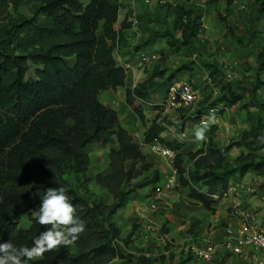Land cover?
Segmentation results:
<instances>
[{
    "label": "trees",
    "instance_id": "1",
    "mask_svg": "<svg viewBox=\"0 0 264 264\" xmlns=\"http://www.w3.org/2000/svg\"><path fill=\"white\" fill-rule=\"evenodd\" d=\"M233 2L227 0L228 7ZM32 3L31 15L20 12ZM121 9L122 0H0V243L33 246L39 233L47 230L32 217L41 204L36 193L50 187L66 189L75 216L85 223V231L73 245L27 264H115L116 259L123 262L127 257L131 258L127 264L134 262L120 245L123 237L116 217L136 192L152 184L155 188L160 173L152 170L142 147L121 125L118 111L104 105L100 95L126 88V103L144 124L142 101L150 100L159 87L167 92L176 82V73L167 76L162 69L167 57L162 55L149 77L135 88L128 86L126 70L114 56L118 44L123 48L128 43L131 29L129 18L116 29ZM199 17L187 4H177L173 32L164 35L170 36L169 45L177 46L179 35L183 46L191 44ZM146 49L150 40L135 48ZM257 64L258 71L264 72V45L257 53ZM192 68L184 65L178 72ZM257 80L264 85L259 76ZM258 89L250 91L251 96ZM221 92L217 103L225 107L243 100L234 95L231 83ZM259 106L258 113H248V121L256 124L223 150L215 126L208 133L207 148L194 153H185L182 143L165 142L161 112L147 128L144 143L160 141L177 151L178 186L189 188L193 201L215 213L219 200L213 196L219 194L221 199L236 176L256 174L262 179L259 191L264 195V144L257 139L264 135V103ZM203 114L199 111L194 120ZM94 143L103 149L113 146L108 174L90 172L88 150ZM234 148L246 152L231 161L229 152ZM186 157L193 162L190 171L184 167ZM150 171L152 179L140 180ZM91 185L102 195L96 196Z\"/></svg>",
    "mask_w": 264,
    "mask_h": 264
},
{
    "label": "rangeland",
    "instance_id": "2",
    "mask_svg": "<svg viewBox=\"0 0 264 264\" xmlns=\"http://www.w3.org/2000/svg\"><path fill=\"white\" fill-rule=\"evenodd\" d=\"M167 1V5L154 3L151 7L142 5L140 10H137L141 32L138 43L150 40V49L143 52L156 56L154 64L147 68L149 73L144 72L147 75L145 78L151 75L153 67L158 64L160 57L165 55L167 61L162 69L166 71L167 76L176 73L175 81L193 82L202 98L200 103L192 110H188L184 116L180 113L178 117L179 113H174L169 120L171 126L177 131H186L193 138V141L183 144L184 152L194 153L208 145L209 141L206 142V140L200 143L195 142L194 130L202 118L194 120V115L199 111L205 113L203 116L207 115L212 108L217 109L216 117L220 120L221 128L213 119H209L208 128L210 129L206 130V139H210L208 133L211 128L217 127L216 141L223 150L231 143L238 141L244 130L256 124V121L255 123L248 122V113L256 114L260 110V104L257 103L264 95V85L259 86L257 78L259 76L264 84V72L258 71L257 53L264 45V0H234L230 7L227 5V0H208L204 5L200 4V0ZM177 4L190 6L195 16H200L199 26L191 44L183 46L181 44L183 39L179 35L177 46L171 47L169 45L170 36L165 37L164 35L173 32L174 9ZM33 5L32 3L21 8L20 12L31 15ZM129 47L128 43H124V49H129ZM130 62L138 68L134 55L130 58ZM225 62L237 64V76L232 82H227L222 74L221 65ZM184 65H192L193 68L178 72ZM31 76H33V70L29 74V77ZM142 80L143 78L136 79L137 84ZM133 83L134 77L127 75L128 86H132ZM160 83L163 84V81ZM228 83H231L234 95L243 99L236 106L225 107L224 103H217L222 96L221 88ZM256 87L259 89L254 96H251L249 92ZM153 93L150 100L142 102L146 116L144 124L127 105L126 88L103 92L100 95V101L118 111L121 125L142 147L147 161L154 166L152 170L160 173V182L163 183L169 176L171 168L162 157L151 153L144 143L147 128L160 112H164L162 109L156 111L154 107L162 108L166 100V88L159 87ZM112 147L109 145L103 149L98 143L90 146L88 150L92 159L90 172H101L102 174L107 172L109 169L108 154ZM244 152L246 150L243 148H234L229 152V159L233 161ZM184 167L186 171L193 168V162L188 157L185 158ZM151 172L145 173L140 180L152 179ZM261 182L262 179L254 173H249L244 178L234 177L230 186L240 185L242 187L240 195L216 199L219 201L214 206L215 213L193 201L189 197V188L182 186H177L172 190L170 197L158 200V210L153 212L147 206L154 197L155 184L143 188L136 192L129 205L116 217V222L122 230L123 240L120 245L126 248L127 256H132L134 261L132 264H203L192 259L191 254L186 251L187 240H196L203 235L213 236L214 232L222 236L223 230L228 225H234L229 221V218H234L230 208L232 201L243 208L253 210L259 217V222L254 228L257 231H264V195L259 191ZM90 189L96 196L102 195L95 185H91ZM202 190L205 191V189ZM104 196L106 197V194ZM107 201H110L108 196ZM25 224L24 226L28 227V224ZM149 226L152 229H147ZM130 236V242L126 245L125 241ZM130 259L127 257L123 262L116 259L115 264H127ZM212 264L221 263L216 261ZM225 264L254 263L246 262L241 258L236 260L235 257H229Z\"/></svg>",
    "mask_w": 264,
    "mask_h": 264
},
{
    "label": "built area",
    "instance_id": "3",
    "mask_svg": "<svg viewBox=\"0 0 264 264\" xmlns=\"http://www.w3.org/2000/svg\"><path fill=\"white\" fill-rule=\"evenodd\" d=\"M138 3L145 7H151L152 4L167 5V0H136ZM208 0H200V4L204 5ZM129 22L131 23V34L132 44L129 49L122 48L119 44L117 45L114 56L119 64L126 70V73L134 77V83L131 86L135 88L138 84L135 79L137 72H145L152 66L156 56H150L143 51H136L135 48L138 46V41L141 38V32L139 28V20L137 18V12L130 16ZM134 55L137 59L138 68L130 62V58ZM221 71L227 82H232L237 76V64L225 62L221 65ZM149 72V71H147ZM201 94L195 84L191 81H180L174 82L166 92V100L162 104L161 118L159 122L165 129L162 134V138L165 142H179L187 143L193 141V138L189 136L186 131H177L176 128L171 126L169 120L174 113H179L182 110H192L195 105L201 101ZM143 102V101H142ZM143 104V103H142ZM216 108H212L208 111L207 115H204L199 125L209 127V119H213L216 123L220 120L216 117ZM206 135V134H205ZM209 140L206 139V142ZM209 143V142H208ZM151 153L162 157L170 166L171 172L164 182H159L155 188H153L154 197H152L151 203L147 207L155 212L158 210V200L170 197V193L179 185V173L175 167V161L177 151L171 149L165 143L155 141L150 144H146ZM208 145L204 146L206 149ZM242 191L240 185L230 186L229 189L222 194V198H229L231 196H239ZM215 199H219L220 195H214ZM144 206V205H143ZM231 215L237 220L234 225H228L222 232V236L213 233L211 235H203L198 239H188L186 251H188L193 259L203 264H212L216 261L223 262L229 257L241 258L246 262L251 261L254 264H264V231H257L254 226L257 224L258 215L253 210L243 208L241 205L232 203L231 204ZM147 229H152L149 226Z\"/></svg>",
    "mask_w": 264,
    "mask_h": 264
},
{
    "label": "clouds",
    "instance_id": "4",
    "mask_svg": "<svg viewBox=\"0 0 264 264\" xmlns=\"http://www.w3.org/2000/svg\"><path fill=\"white\" fill-rule=\"evenodd\" d=\"M206 126L198 125L194 130L195 142L206 140ZM264 144V135L257 138ZM40 196L38 210L32 217L47 230L33 240V246L16 247L13 243H0V264H27L28 261L42 258L45 253L73 245L85 231V223L75 216V207L69 201L66 189L47 188Z\"/></svg>",
    "mask_w": 264,
    "mask_h": 264
},
{
    "label": "crops",
    "instance_id": "5",
    "mask_svg": "<svg viewBox=\"0 0 264 264\" xmlns=\"http://www.w3.org/2000/svg\"><path fill=\"white\" fill-rule=\"evenodd\" d=\"M141 6L142 5L140 3H138L136 0H122V9H121V12H120L119 21H118V23L116 25V29H119L121 27V24L123 23V21L126 18H130V16L134 13V11L135 12H137V10L139 11ZM126 36L128 38V45L132 44L133 41H132V34H131L130 30L127 32ZM145 76H147V75L144 72H142V71L141 72H137L136 76H135V79L140 80L141 78H143V80L141 81V82H143L146 79ZM244 98H246V97H244ZM262 102L264 103V95L262 96V99L259 100V102L257 104H261ZM244 111H246V110H244ZM245 113H247V111ZM263 115H264V112H263ZM250 123H255V121L254 122H250ZM216 125H218V127L221 128V125H219V123L216 124ZM208 129H210V128H208ZM220 131L222 132V129ZM108 173H109V169L104 174H108ZM232 203H236V202L232 201ZM229 221L232 222L233 224L237 223V220L232 218V217L229 218Z\"/></svg>",
    "mask_w": 264,
    "mask_h": 264
}]
</instances>
